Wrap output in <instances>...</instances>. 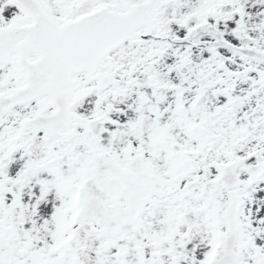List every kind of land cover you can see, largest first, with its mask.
Wrapping results in <instances>:
<instances>
[{
  "label": "snow or ice",
  "instance_id": "6c2138e0",
  "mask_svg": "<svg viewBox=\"0 0 264 264\" xmlns=\"http://www.w3.org/2000/svg\"><path fill=\"white\" fill-rule=\"evenodd\" d=\"M0 264H264V0H0Z\"/></svg>",
  "mask_w": 264,
  "mask_h": 264
}]
</instances>
